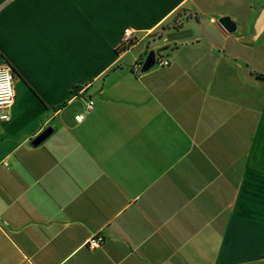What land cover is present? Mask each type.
<instances>
[{"label":"crops","instance_id":"1","mask_svg":"<svg viewBox=\"0 0 264 264\" xmlns=\"http://www.w3.org/2000/svg\"><path fill=\"white\" fill-rule=\"evenodd\" d=\"M0 63V264H264V0H0Z\"/></svg>","mask_w":264,"mask_h":264},{"label":"built area","instance_id":"2","mask_svg":"<svg viewBox=\"0 0 264 264\" xmlns=\"http://www.w3.org/2000/svg\"><path fill=\"white\" fill-rule=\"evenodd\" d=\"M138 41L137 31L131 27L123 30L121 39L117 46L119 51L131 48ZM168 52L155 51V65L166 66L169 64ZM154 65V66H155ZM14 73L11 66L7 63L0 64V120H8V110L14 100ZM94 109V98L88 96L85 98L82 110L75 116L76 121L83 120ZM103 238L96 235L87 241L90 248L100 245Z\"/></svg>","mask_w":264,"mask_h":264},{"label":"water","instance_id":"3","mask_svg":"<svg viewBox=\"0 0 264 264\" xmlns=\"http://www.w3.org/2000/svg\"><path fill=\"white\" fill-rule=\"evenodd\" d=\"M219 24L228 32L234 30V24L230 21L228 17H221L218 20ZM155 65V51L148 50L144 56L142 62L140 63L139 72H145ZM51 132L50 128H45L39 135L31 140L33 146L39 144L44 138H46Z\"/></svg>","mask_w":264,"mask_h":264},{"label":"rangeland","instance_id":"4","mask_svg":"<svg viewBox=\"0 0 264 264\" xmlns=\"http://www.w3.org/2000/svg\"><path fill=\"white\" fill-rule=\"evenodd\" d=\"M0 64H2V63H0Z\"/></svg>","mask_w":264,"mask_h":264}]
</instances>
